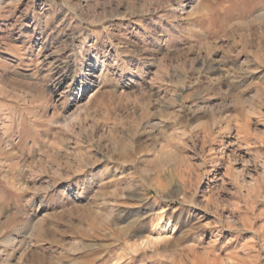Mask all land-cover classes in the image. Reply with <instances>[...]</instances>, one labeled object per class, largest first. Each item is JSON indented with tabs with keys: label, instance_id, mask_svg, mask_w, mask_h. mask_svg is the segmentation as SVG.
I'll use <instances>...</instances> for the list:
<instances>
[{
	"label": "rangeland",
	"instance_id": "rangeland-1",
	"mask_svg": "<svg viewBox=\"0 0 264 264\" xmlns=\"http://www.w3.org/2000/svg\"><path fill=\"white\" fill-rule=\"evenodd\" d=\"M251 1L0 0V264H264Z\"/></svg>",
	"mask_w": 264,
	"mask_h": 264
},
{
	"label": "bare ground",
	"instance_id": "bare-ground-1",
	"mask_svg": "<svg viewBox=\"0 0 264 264\" xmlns=\"http://www.w3.org/2000/svg\"><path fill=\"white\" fill-rule=\"evenodd\" d=\"M250 2H252L251 0L250 1H246V0H244V3L247 5V7L249 6V4H250ZM184 5H186L185 3L184 4H181V8L184 6ZM251 7V6H250ZM250 7H248V9L250 8ZM181 10V9H180ZM250 11V10H249ZM261 16V15H260ZM264 18V17H263ZM249 37V36H248ZM264 38V37H263ZM246 40V39H245ZM249 40V39H248ZM261 42V41H260ZM245 43H246V41H245ZM244 43V44H245ZM243 44V45H244ZM246 45H247V43H246ZM209 53V52H208ZM206 54V53H205ZM212 54V53H211ZM210 55V54H209ZM202 58V57H201ZM194 66H192V64H190V66H189V69L190 68H193ZM195 68V67H194ZM200 71H198V72H205V73H209V71H211L210 69L212 68V65L211 64H207V61H206V59H201V62H200ZM213 69V68H212ZM192 70H194V69H192ZM191 70V71H192ZM214 70V69H213ZM213 70H212V72H213ZM199 74V73H198ZM185 78H187V76L186 75H184L183 76V78H178V80H177V82H176V88L177 89H179V91H182V90H185V89H188V88H190L191 86H192V84H191V86H190V82H189V84H186L185 83ZM196 78H198V76L196 77ZM161 79H163V78H161ZM214 80H213V82H212V84L213 83H218L219 81V79H220V75L218 76V77H215V78H213ZM197 79H195L194 81H193V84L195 85L197 82ZM201 81V80H200ZM192 83V82H191ZM216 83V84H217ZM197 85H199L198 83H197ZM215 85V84H214ZM196 86V85H195ZM200 95V94H199ZM225 103V102H224ZM223 104V103H222ZM227 105H229V104H227ZM225 107L226 106H221V108L219 107L218 108V110H222L223 108L225 109ZM227 108V107H226ZM215 108L214 107H212V108H210V111L212 112L213 110H214ZM222 112V111H221ZM214 115V114H213ZM219 115V114H218ZM221 115H222V113H221ZM215 117V116H214ZM221 116H219V118H220ZM214 120V119H213ZM217 120V119H216ZM215 121V120H214ZM216 123H217V121H216ZM215 124V123H214ZM220 130V129H219ZM151 240V239H150ZM149 239L146 241L147 243H150L149 241H150ZM145 242V243H146Z\"/></svg>",
	"mask_w": 264,
	"mask_h": 264
}]
</instances>
